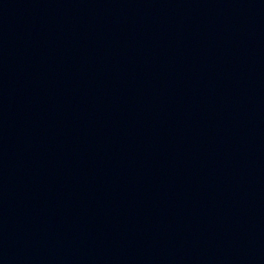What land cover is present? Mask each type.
Segmentation results:
<instances>
[{
    "label": "water",
    "instance_id": "obj_1",
    "mask_svg": "<svg viewBox=\"0 0 264 264\" xmlns=\"http://www.w3.org/2000/svg\"><path fill=\"white\" fill-rule=\"evenodd\" d=\"M0 264H264V0H0Z\"/></svg>",
    "mask_w": 264,
    "mask_h": 264
}]
</instances>
